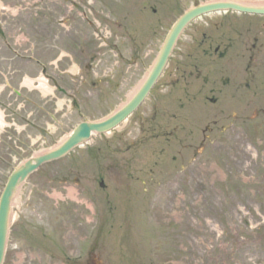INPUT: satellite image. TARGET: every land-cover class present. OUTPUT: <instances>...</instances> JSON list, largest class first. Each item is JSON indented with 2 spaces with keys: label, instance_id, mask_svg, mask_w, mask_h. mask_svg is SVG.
<instances>
[{
  "label": "rangeland",
  "instance_id": "374dc122",
  "mask_svg": "<svg viewBox=\"0 0 264 264\" xmlns=\"http://www.w3.org/2000/svg\"><path fill=\"white\" fill-rule=\"evenodd\" d=\"M195 1L162 0V44L176 18L206 0ZM51 8L59 11L53 15L52 27L44 29L42 18ZM31 9L39 15L31 18ZM1 19H15L22 25L39 21L47 49L55 52L50 59L61 58V40L55 43L47 36L62 37L58 23L62 0H0ZM216 19L213 14L186 29L155 91L129 122L94 136L28 179L14 205L5 264H264V114L252 119L251 106L260 97L242 88L233 91L237 83L249 81V55L230 54L218 60L204 52L209 41L202 33ZM19 35L16 28L15 36ZM161 47L153 41L147 47L153 53L146 72ZM223 70L231 86L224 87L219 103L203 102L202 95H193L205 84L206 72L218 77ZM142 79L133 83L131 91ZM49 89L53 91L52 86ZM91 93H86L77 109L66 105L64 119L62 112L56 113L60 123L50 121V130L58 131L43 138L35 133V145L30 144L27 152L9 148L31 133L19 129L7 135L0 129V194L11 171L25 159L57 145L78 123L99 120L126 101L93 109L96 99ZM214 94L209 87L203 91L204 97ZM214 118L220 120V132L202 145L204 126H210ZM31 190L48 196L39 203L31 201ZM60 203L62 260L53 258L55 252L43 243L37 248L21 244L15 250L18 213L26 208L30 212L26 221L45 222L41 227L46 238L45 228L50 226L54 233H61Z\"/></svg>",
  "mask_w": 264,
  "mask_h": 264
},
{
  "label": "flooded vegetation",
  "instance_id": "af4514ba",
  "mask_svg": "<svg viewBox=\"0 0 264 264\" xmlns=\"http://www.w3.org/2000/svg\"><path fill=\"white\" fill-rule=\"evenodd\" d=\"M46 8L49 10V5ZM51 10L42 18L44 29L52 27L53 15L59 11L57 8ZM39 13L31 9L30 17ZM233 16L243 18V21L238 22ZM26 22L28 24L22 25L15 19L0 20V126L7 135L19 129L31 133L25 139L19 138L9 148L12 151L27 152L30 144L35 145V133L41 134V138L44 134H55L58 129L53 133L50 121L59 125L56 113L62 112L64 119L65 106L77 109L89 91L94 92L90 95L96 99V104L91 106L93 109L114 106L124 98L127 100L133 83L146 74L147 62L153 53L152 50L148 52L147 47L152 41L154 45H162V0H62V19L58 21L62 26V37L55 33L47 36V40L52 39L55 43L61 40L62 55L56 61L50 59L55 52L47 49V42L40 35L43 29L39 21ZM16 28L22 36H15ZM202 35L205 41H209L204 52L210 57L220 60L230 54L241 58L249 55V81L237 83L233 91L242 88L254 97H260L259 102L251 106L252 119L264 114V15L228 12L208 24ZM51 48L55 46L51 45ZM41 54L45 57L42 58ZM24 76L33 79L32 85ZM205 76V84L192 93L196 97L202 95L203 102L217 104L225 92L224 87L231 86V79L226 77L224 70L218 77L209 71ZM40 77L46 78L53 91L49 87L46 88L48 91H43ZM206 87L215 94L204 97ZM24 90L28 91L27 94ZM59 96H62V102L57 101ZM209 122L210 126H204L203 144L213 133L220 132L218 118ZM20 123H25L24 127H20ZM38 194L42 191L31 190L28 198L39 203L48 196L42 194L39 197ZM59 210L61 233H54L50 226L45 228L46 238L41 227H45V222L26 221L30 213L26 208L18 213L14 230L15 250L21 244L37 248L43 243L55 252L53 258L62 260V203Z\"/></svg>",
  "mask_w": 264,
  "mask_h": 264
},
{
  "label": "water",
  "instance_id": "95a60500",
  "mask_svg": "<svg viewBox=\"0 0 264 264\" xmlns=\"http://www.w3.org/2000/svg\"><path fill=\"white\" fill-rule=\"evenodd\" d=\"M187 9H185L186 11ZM217 10H236L249 13H264V7H246L232 1L210 2L189 9L185 12L170 31L161 53L136 95L114 115L97 122H83L79 124L73 133L58 147L36 155L18 167L10 176L1 196L0 194V264H3L11 222L12 200L15 192L27 176L36 170L41 164L61 158L68 154L76 146L89 140L93 133H105L115 128L130 116L148 95L150 89L162 74L172 50L184 28L194 19ZM178 18H176L177 20ZM175 20V21H176Z\"/></svg>",
  "mask_w": 264,
  "mask_h": 264
}]
</instances>
